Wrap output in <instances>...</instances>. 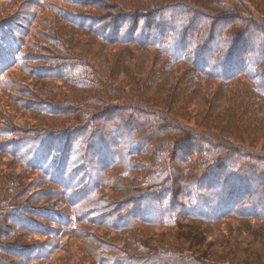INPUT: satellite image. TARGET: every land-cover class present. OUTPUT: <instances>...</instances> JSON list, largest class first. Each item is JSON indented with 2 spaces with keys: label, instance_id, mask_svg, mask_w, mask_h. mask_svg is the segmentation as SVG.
I'll return each mask as SVG.
<instances>
[{
  "label": "trees",
  "instance_id": "1",
  "mask_svg": "<svg viewBox=\"0 0 264 264\" xmlns=\"http://www.w3.org/2000/svg\"><path fill=\"white\" fill-rule=\"evenodd\" d=\"M42 1L0 0V250L264 264V0Z\"/></svg>",
  "mask_w": 264,
  "mask_h": 264
},
{
  "label": "rangeland",
  "instance_id": "2",
  "mask_svg": "<svg viewBox=\"0 0 264 264\" xmlns=\"http://www.w3.org/2000/svg\"><path fill=\"white\" fill-rule=\"evenodd\" d=\"M38 4H41L42 6H49V4H51L52 6H56V2L55 1H52V0H43L42 2H38ZM69 11V10H68ZM68 42H70L71 44H73L74 42L70 39L68 40ZM56 128V126H55ZM83 156H86V159L88 156L87 154V151L84 153ZM88 160L85 161V163L88 164L87 162ZM3 230L5 231H8L11 228L10 225L6 224V225H3L2 226ZM26 230H29L28 228L27 229H24L23 232H25ZM20 252H25V251H19V250H14V251H10V250H5L2 248V251L0 250V264H14V263H19L18 261H20L22 259L23 263H26V262H29V264H38V263H35V262H32L33 260V254L32 252H28V256L25 257V258H22L20 255L21 253ZM72 253H73V250H72ZM60 256H58L57 258H59ZM51 264H55L54 262H51Z\"/></svg>",
  "mask_w": 264,
  "mask_h": 264
}]
</instances>
